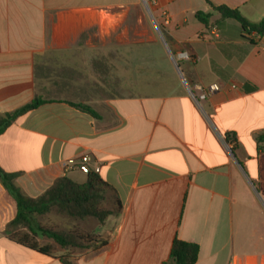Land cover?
Returning a JSON list of instances; mask_svg holds the SVG:
<instances>
[{"label":"crops","instance_id":"1","mask_svg":"<svg viewBox=\"0 0 264 264\" xmlns=\"http://www.w3.org/2000/svg\"><path fill=\"white\" fill-rule=\"evenodd\" d=\"M210 4L264 20V0H155L166 69L142 85L126 75L123 27L142 12L141 0H0V115L47 101L0 134V169L37 198L61 177L84 182L77 165L64 163L88 157L108 187L105 208L120 204L86 232L105 240L102 248L50 256L13 235L52 245L45 237L7 231L17 205L0 181V264H64L61 256L69 264H163L175 240L197 245L194 264H264V152L255 140L264 132V44L243 38L236 21L218 20ZM198 12L210 13L208 26ZM185 84L219 91L201 113ZM115 85L130 92L113 94ZM225 134L234 136L231 153ZM52 217L34 216L33 225L48 228Z\"/></svg>","mask_w":264,"mask_h":264},{"label":"trees","instance_id":"2","mask_svg":"<svg viewBox=\"0 0 264 264\" xmlns=\"http://www.w3.org/2000/svg\"><path fill=\"white\" fill-rule=\"evenodd\" d=\"M211 11L218 14V20L232 19L236 21L241 28L243 38L252 41L248 35L253 33L259 37H264V20L257 23L247 21L236 9L226 6H213L210 4ZM210 13L198 12L195 17L198 21L208 26ZM47 103L42 99H33L28 104L12 111L0 115V134L8 128L19 116ZM69 105L80 109L92 116L96 114L89 107L68 102ZM224 141L234 143L232 134H225ZM257 149L264 152V132L257 135ZM234 148V145H233ZM11 174H6L0 169V181L7 189L8 193L14 198L17 205V213L15 219L7 225V231L12 227L20 226L24 230H28L31 236L45 237L52 242V245L38 247L33 239H28L26 235L17 237V242L38 253L52 255L56 251L71 250H92L96 251L102 248L106 241L101 238H94L88 234H78L70 231H57L50 228L34 227L33 217L46 214H56L66 216L74 221L84 222L93 220L98 225H103L110 215H117L120 210L119 202L113 210L105 208V192L107 185L99 178L98 174L88 171L84 182L77 183L68 177H61L53 182V184L45 190L37 198L24 197L12 183ZM198 247L195 244L184 241L175 240L171 246L168 260L163 264H194L197 259ZM59 260L64 264H69L64 257Z\"/></svg>","mask_w":264,"mask_h":264},{"label":"rangeland","instance_id":"3","mask_svg":"<svg viewBox=\"0 0 264 264\" xmlns=\"http://www.w3.org/2000/svg\"><path fill=\"white\" fill-rule=\"evenodd\" d=\"M148 8L151 15L147 13L142 4V12L139 15L137 12L132 13L125 20L123 26L125 29L124 42L127 49L126 75H132V77L133 75L138 76L142 85L157 80V77L161 73L163 74V71L166 69L164 60V37L161 34L160 25L152 14L151 6H148ZM110 25H113V21L108 23V26ZM118 87L116 86V88L112 89L113 94H127L130 92L127 85L124 89ZM52 215V219L47 222L48 228L57 231H68L71 229V223L74 220L54 213ZM93 222V220L76 222L78 229H75L74 232L83 235L86 234L91 229L90 225Z\"/></svg>","mask_w":264,"mask_h":264},{"label":"built area","instance_id":"4","mask_svg":"<svg viewBox=\"0 0 264 264\" xmlns=\"http://www.w3.org/2000/svg\"><path fill=\"white\" fill-rule=\"evenodd\" d=\"M154 2L155 0H141V3L147 7L152 6ZM248 38L251 39L252 41H257V42L260 41V43L264 44V37H259L255 33L248 35ZM181 57L187 58V56L184 54H182ZM185 86L189 97L193 101L195 107L201 113H203V103L205 102L206 98L211 94L219 91V87L217 84H210L208 86L194 85L192 87L185 84ZM222 141L226 151L231 153L233 144L231 142L224 141V139H222ZM87 161H88V157H81L78 162L74 159H69L64 163V169H69L72 166L77 165L78 170L86 174L89 171L88 167L86 166Z\"/></svg>","mask_w":264,"mask_h":264},{"label":"water","instance_id":"5","mask_svg":"<svg viewBox=\"0 0 264 264\" xmlns=\"http://www.w3.org/2000/svg\"><path fill=\"white\" fill-rule=\"evenodd\" d=\"M143 6H144V8L146 9L147 13H148L149 15H151V13H150V11H149V8H148L147 6H145V5H143Z\"/></svg>","mask_w":264,"mask_h":264}]
</instances>
